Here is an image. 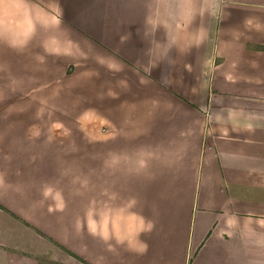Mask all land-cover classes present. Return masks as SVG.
<instances>
[{"label": "crops", "instance_id": "crops-1", "mask_svg": "<svg viewBox=\"0 0 264 264\" xmlns=\"http://www.w3.org/2000/svg\"><path fill=\"white\" fill-rule=\"evenodd\" d=\"M0 264H264V0H0Z\"/></svg>", "mask_w": 264, "mask_h": 264}]
</instances>
